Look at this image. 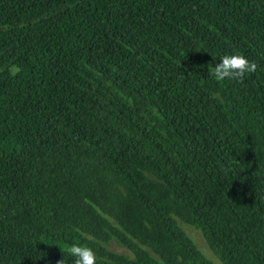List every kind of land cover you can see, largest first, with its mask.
Segmentation results:
<instances>
[{
    "label": "trees",
    "instance_id": "1",
    "mask_svg": "<svg viewBox=\"0 0 264 264\" xmlns=\"http://www.w3.org/2000/svg\"><path fill=\"white\" fill-rule=\"evenodd\" d=\"M179 223L264 264V0H0V264H214Z\"/></svg>",
    "mask_w": 264,
    "mask_h": 264
},
{
    "label": "clouds",
    "instance_id": "2",
    "mask_svg": "<svg viewBox=\"0 0 264 264\" xmlns=\"http://www.w3.org/2000/svg\"><path fill=\"white\" fill-rule=\"evenodd\" d=\"M258 65L254 61H249L243 54H226L221 57L219 62L208 66L210 75L217 81L239 80L249 74L257 71ZM69 255L74 257V264H97L95 251L83 244L73 243L67 248ZM58 264H64V259Z\"/></svg>",
    "mask_w": 264,
    "mask_h": 264
},
{
    "label": "rangeland",
    "instance_id": "3",
    "mask_svg": "<svg viewBox=\"0 0 264 264\" xmlns=\"http://www.w3.org/2000/svg\"><path fill=\"white\" fill-rule=\"evenodd\" d=\"M179 225L187 233V235L194 241V243L197 245V247L201 250V252L205 255L206 258L211 260L214 264H221L219 260L210 251L200 231L183 223H179ZM110 249L118 253L129 255L127 250H125L122 246L116 245L115 243H111Z\"/></svg>",
    "mask_w": 264,
    "mask_h": 264
}]
</instances>
